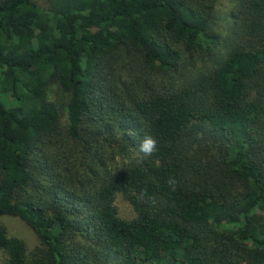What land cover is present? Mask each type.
Wrapping results in <instances>:
<instances>
[{
  "label": "trees",
  "instance_id": "16d2710c",
  "mask_svg": "<svg viewBox=\"0 0 264 264\" xmlns=\"http://www.w3.org/2000/svg\"><path fill=\"white\" fill-rule=\"evenodd\" d=\"M213 5L0 0L6 264H264V0Z\"/></svg>",
  "mask_w": 264,
  "mask_h": 264
},
{
  "label": "rangeland",
  "instance_id": "374dc122",
  "mask_svg": "<svg viewBox=\"0 0 264 264\" xmlns=\"http://www.w3.org/2000/svg\"><path fill=\"white\" fill-rule=\"evenodd\" d=\"M43 4V0H36ZM236 0H214L213 9L216 15L214 29L221 35V43L224 45L229 41L230 34V12ZM228 35V38H227ZM117 214L124 219H130L135 215L131 205L120 195L116 194L114 199ZM0 222L6 227L7 233L22 239L27 252L33 250L39 243L35 233L21 219L15 216H0ZM0 264H6V256L0 250Z\"/></svg>",
  "mask_w": 264,
  "mask_h": 264
},
{
  "label": "clouds",
  "instance_id": "9594fccd",
  "mask_svg": "<svg viewBox=\"0 0 264 264\" xmlns=\"http://www.w3.org/2000/svg\"><path fill=\"white\" fill-rule=\"evenodd\" d=\"M139 153H142L144 157L152 156L157 151V140L155 137L151 135H145L138 145ZM169 183H172L170 180ZM147 195V190H141V193L138 195V198L143 200V198ZM149 200L155 203L153 197L149 196Z\"/></svg>",
  "mask_w": 264,
  "mask_h": 264
}]
</instances>
